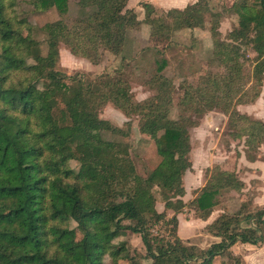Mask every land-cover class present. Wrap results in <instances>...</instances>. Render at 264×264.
<instances>
[{
    "label": "trees",
    "instance_id": "trees-1",
    "mask_svg": "<svg viewBox=\"0 0 264 264\" xmlns=\"http://www.w3.org/2000/svg\"><path fill=\"white\" fill-rule=\"evenodd\" d=\"M128 1L77 0L80 13L65 21L68 0H26L35 11L53 8L59 16L41 26L42 42L17 13L18 0H0V264H104L105 257L111 264H245L232 246L264 241V205L243 199L236 212L205 224L218 238L207 246L183 243L177 233L185 206L206 221L223 190L244 187L234 171L216 165L189 203L181 199L183 174L192 167L189 129L198 119L218 109L232 138L245 137L250 149L264 139V121L237 110L264 85V0H233L228 11L237 21L224 37L207 0L167 10L144 1L141 19ZM206 14L219 70L185 79L176 104L163 62L147 80L155 93L142 101L133 99L121 67L92 78L57 69L61 45L92 64L106 52L123 59L129 30L147 25L156 43H167L175 31L202 27ZM106 103L130 119L125 130L100 117ZM132 116L155 146L143 174L127 142L101 135L126 137ZM157 225L163 230L154 233ZM131 233L140 235L143 250L124 238Z\"/></svg>",
    "mask_w": 264,
    "mask_h": 264
},
{
    "label": "rangeland",
    "instance_id": "rangeland-1",
    "mask_svg": "<svg viewBox=\"0 0 264 264\" xmlns=\"http://www.w3.org/2000/svg\"><path fill=\"white\" fill-rule=\"evenodd\" d=\"M144 1L151 2L157 9L167 10L173 8V6H175L174 8H183L196 0L177 1V3L168 5L164 4L163 0H129L128 6L135 8L140 19L144 16L141 6ZM232 2L233 0H207L210 10L220 15L219 31L222 37L236 25V16L228 11ZM67 6V12L64 15L65 21L73 19L80 13L77 0H68ZM16 10L20 16H25L32 24L31 35L42 42L45 33L41 26L59 19L53 8L46 11H35L26 0H18ZM162 12L158 11L159 14ZM210 24V17L206 14L202 27L183 28L175 31L167 43H156L149 36V27L143 24L139 29L128 31L127 41L122 53L124 55L123 59H121V55L115 56L106 52L97 64H92L85 58L72 55L64 45H61L57 69L67 75L80 73L83 78H92L121 67L129 77L133 99L142 101L155 93V90L148 85L147 80L155 73L159 63L163 62L161 73L173 81L174 91L172 96L173 102L176 104L183 94L182 82L185 79L196 82L197 78L204 75L205 72L219 70L216 63L212 61L213 42ZM166 45H168L167 48L164 47ZM154 46L158 48H154ZM42 49L44 51V45H42ZM248 53L249 56H254V52L251 50ZM237 110L251 119L264 121V85L259 96L253 102L238 104ZM176 115L177 108L173 105L171 116L175 118ZM100 117L109 120L112 125L123 130L127 128L126 122L130 120L110 103L103 106ZM130 122L128 135L124 138L110 134L107 131H104L101 135L108 140L123 139L127 142L137 171L143 174L149 168V165L153 163L152 155L155 146L148 135L139 133L137 117L132 116ZM92 134L95 135L96 133L92 132ZM189 136L191 142L189 158L192 167L183 174L185 193L181 199L184 202L189 203L196 191L206 183L208 179L207 169L219 165L223 169L234 171L236 176L244 182V187L241 191L223 190L209 218H215L224 212H236L242 199L249 200L252 206L264 205V139L256 149H250L245 145V137L232 138L229 135L227 116L218 109L204 113L198 119V124L189 129ZM71 166L77 167L75 162H71ZM174 204L176 205V202ZM156 208L161 211L163 203L158 201ZM172 214V210L167 211V217ZM177 217V233L183 243L204 247L212 242L210 234L204 229L207 223L203 226L200 223L198 224L197 222L200 219L194 216L188 205L184 207L181 213L177 214ZM190 219L193 222L197 220V222L193 225L184 223L179 226L180 220L188 221ZM157 230L162 231L163 227L157 225L153 230L154 233ZM124 238H127L133 247L144 249L139 234L131 233ZM247 244H235L231 248L232 253L240 254L245 264H264V241L259 245ZM143 262L149 263L150 261L146 259ZM104 264H111L110 259L105 257Z\"/></svg>",
    "mask_w": 264,
    "mask_h": 264
},
{
    "label": "crops",
    "instance_id": "crops-1",
    "mask_svg": "<svg viewBox=\"0 0 264 264\" xmlns=\"http://www.w3.org/2000/svg\"><path fill=\"white\" fill-rule=\"evenodd\" d=\"M177 1H183V0H163V3L164 4H171V3H177ZM179 3V2H178ZM173 7H175V6H173ZM177 8V7H176ZM179 8V7H178ZM213 219V217H211V218H208L206 221H203V220H199V222H197V220H196V222L199 224H201L202 226L205 224V223H208V222H210L211 220ZM195 221V220H194ZM196 222H193V220H188V221H185V220H180V222H179V226L181 225V224H189V225H193V223H196ZM190 228V227H189ZM194 229H196V228H194ZM193 229V230H194ZM194 232H195V230H194ZM210 237H211V240H212V242H214V241H216V240H218V238L217 237H214V236H212V235H210ZM188 239H190V238H188ZM237 244H240V245H244V244H246V243H237ZM236 244V245H237ZM248 245V244H247ZM207 246V245H206ZM235 246V245H234ZM205 247V246H204Z\"/></svg>",
    "mask_w": 264,
    "mask_h": 264
}]
</instances>
